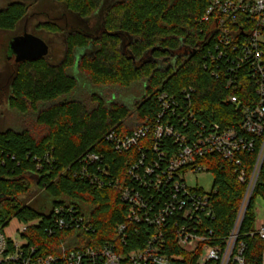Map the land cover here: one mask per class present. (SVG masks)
<instances>
[{
	"label": "trees",
	"instance_id": "1",
	"mask_svg": "<svg viewBox=\"0 0 264 264\" xmlns=\"http://www.w3.org/2000/svg\"><path fill=\"white\" fill-rule=\"evenodd\" d=\"M42 1H9L0 8V31L16 32L29 16L31 5L41 8ZM51 2L63 12L57 20L49 18L36 27L37 35L50 47L49 54L17 63L14 56L9 57L10 41L21 35L17 32L8 38L5 48L7 63H11L8 104L26 118L32 116L35 124L23 129L0 128V229L13 218L38 220L26 237L43 255L62 254V241L68 251L108 243L128 252L139 247L148 233L142 231L137 238L128 230L122 242L117 232L127 215L121 187L128 182V167L138 154L116 151L106 137L108 132L127 134L147 117L156 116L161 110L159 95L164 92L178 103L173 122L182 132L191 134L201 124L212 122L235 124L241 114L226 97L234 93L244 101L256 102L255 85L247 70L241 69L239 78L248 79L247 83L227 87L222 67L210 60L213 40H204L208 23L202 22L210 0H115L93 32L79 23L94 17L104 0ZM49 34L64 38L61 60H56L60 51L54 47V39L46 36ZM74 70L89 86L81 97H76L80 82ZM140 82L144 93L133 102L134 107L110 95L112 89ZM189 106L196 120L190 119ZM259 149L257 144L253 152L241 155L248 176ZM92 153L100 160L90 162ZM200 161L214 174L210 193L214 217L204 222L212 230L208 233L211 239L223 244L238 218L248 183L239 180L235 164L219 155ZM36 191L40 195L34 197ZM258 198L264 201V161L238 237L239 242L247 243L246 264H259L264 250V239L251 234L256 229ZM62 205L73 206L89 229H57L50 235L46 230L52 223L50 210ZM170 241L172 250L184 255L178 264H199L200 251L185 252L175 247L173 236Z\"/></svg>",
	"mask_w": 264,
	"mask_h": 264
},
{
	"label": "built area",
	"instance_id": "2",
	"mask_svg": "<svg viewBox=\"0 0 264 264\" xmlns=\"http://www.w3.org/2000/svg\"><path fill=\"white\" fill-rule=\"evenodd\" d=\"M202 22L208 23L204 40H213L209 58L217 68L222 67L226 86L246 84L248 79L239 78V72L245 69L255 85L257 101H244L229 93L226 101L240 112L241 120L235 124H201L190 134L175 126L173 116L178 112V103L164 92L159 95L161 110L156 116L147 117L130 133L108 132L106 137L116 151L138 154L128 167V182L121 187L127 215L126 221L117 226V232L123 242L128 230L137 238L146 231L144 242L131 251L121 252L108 243L68 251L62 241V254L43 255L26 237L38 220L17 219L20 226L13 232L23 239L9 236L5 227L0 229V264H121L123 260L131 264H178L184 255L172 250L171 236L180 250L200 251L199 264H246L247 243L239 242L238 237L264 161V0H210ZM212 71L220 77L217 70ZM187 109L190 119L196 120L190 106ZM257 144L259 153L248 176L241 155L253 152ZM208 155H219L235 164L239 180L248 183L238 218L223 244L211 239L208 233L212 230L204 222L205 218L214 217L212 190L206 192L187 183L189 173L209 171L200 161ZM88 156L90 162L100 160L97 154ZM50 211L52 223L46 227L50 235L57 229H89L84 216L74 212L73 206H56ZM251 234L264 239V217L257 219ZM259 264H264V250Z\"/></svg>",
	"mask_w": 264,
	"mask_h": 264
},
{
	"label": "rangeland",
	"instance_id": "3",
	"mask_svg": "<svg viewBox=\"0 0 264 264\" xmlns=\"http://www.w3.org/2000/svg\"><path fill=\"white\" fill-rule=\"evenodd\" d=\"M11 0H0V8L5 7L8 2ZM115 0H104V3L102 5V8H100L93 18L88 20L87 22H80L79 26L81 28H85L87 30H91L95 27H98L104 18L105 12L109 6L114 2ZM29 3L34 2V0H28ZM42 3L44 4L42 8L36 7V5H31L29 16L23 20V22L20 23L17 33H23L24 31L30 32V27H33L37 25L39 22H44L46 20H49L50 14L52 17L59 15V12H63V8L60 5H57V3H52L51 0H43ZM44 11L47 14L41 12ZM71 23V22H70ZM26 28L25 26H27ZM26 28V29H25ZM66 29H69V25H66ZM14 33H6L3 31H0V128H13V129H23L24 127L30 125H34L33 118L29 117L26 118L25 115L20 114L14 109H11L8 104V96H9V86L11 84V74L9 71V68L11 66V63L8 64L6 60V53L5 48L8 43V38L13 36ZM47 37L50 36L46 35ZM54 39V47L58 48L60 51V54L57 55L56 60H61L63 58L64 50H65V43L64 38L62 35H51ZM10 56L13 55V53L9 52ZM73 74L78 76L80 86L77 90L76 97H81L87 93L89 86L84 82L83 78L79 76L80 74L76 73L75 70L72 71ZM143 82L135 83L129 88H118L115 90H111L110 95L115 97L117 101L127 103L129 105H132L134 107V103L141 99L142 94L144 93V86ZM107 90H105V95L107 93ZM134 102V103H133ZM213 179L214 174L211 171H201L197 173H189L187 175V183L189 186L192 187H200L204 189L206 192H209L212 190L213 187ZM36 195H40V191L34 192ZM33 198V196H32ZM257 219L260 221L264 217V201L261 198H258L257 200ZM18 226H20V222L13 218L10 223L5 227L6 233L11 237H17L19 239H23V237L19 234H15L13 230H15Z\"/></svg>",
	"mask_w": 264,
	"mask_h": 264
},
{
	"label": "water",
	"instance_id": "4",
	"mask_svg": "<svg viewBox=\"0 0 264 264\" xmlns=\"http://www.w3.org/2000/svg\"><path fill=\"white\" fill-rule=\"evenodd\" d=\"M9 52L13 53V55L9 57L11 58L14 56L16 62L20 63L47 56L49 53V46L43 39L30 33H24L23 35L14 37L10 41ZM246 208L244 213L246 212Z\"/></svg>",
	"mask_w": 264,
	"mask_h": 264
},
{
	"label": "flooded vegetation",
	"instance_id": "5",
	"mask_svg": "<svg viewBox=\"0 0 264 264\" xmlns=\"http://www.w3.org/2000/svg\"><path fill=\"white\" fill-rule=\"evenodd\" d=\"M42 8V7H41ZM42 13H45L46 14V12H42ZM49 15V17H50V19H55V20H57L58 19V17H57V15L56 16H51L50 14H48ZM93 18V17H92ZM91 19V18H90ZM90 19H88V20H90ZM88 20H85V21H83V22H87ZM38 25V24H37ZM37 25H35V26H33V27H30L29 29H30V32H27V31H24L21 35H23L24 33H30V34H32V35H35V36H37V37H39V38H41L40 36H38L37 34V32H36V27H37ZM26 28H28V24H27V26H25ZM25 28V29H26ZM96 28V27H95ZM89 32H93L94 31V28L93 29H91V30H88ZM17 36H19V35H17ZM14 37H16V35L14 36ZM42 39V38H41ZM44 40V39H43ZM45 41V40H44ZM46 42V41H45ZM47 43V42H46ZM48 44V43H47ZM49 46V45H48ZM49 51H50V47H49ZM56 52H57V50H56ZM84 51H82L81 53H83ZM49 54V53H48ZM58 54V53H57ZM56 54V55H57ZM76 73L78 74L79 72L76 70ZM75 77H77L78 78V76H76L75 75Z\"/></svg>",
	"mask_w": 264,
	"mask_h": 264
}]
</instances>
